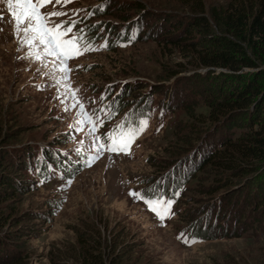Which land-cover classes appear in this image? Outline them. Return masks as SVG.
I'll use <instances>...</instances> for the list:
<instances>
[{
  "label": "rangeland",
  "instance_id": "1",
  "mask_svg": "<svg viewBox=\"0 0 264 264\" xmlns=\"http://www.w3.org/2000/svg\"><path fill=\"white\" fill-rule=\"evenodd\" d=\"M238 1L201 0L203 15ZM194 6L186 0H76L71 9L83 37L101 25L130 21L140 35L130 45L67 63L65 73L43 45L34 49L40 60L29 55L0 0V173L18 187L8 194L0 187V264H84V249L104 264H264V157L233 173L202 162L210 150L243 135L241 127L259 130L264 78L248 107L208 120L211 103L243 84L236 75L253 69L230 74L227 65L200 64L195 51L169 42L181 34L186 44L199 43L198 52L208 51L201 29L187 26L199 14ZM102 87H120L121 116L146 97L157 110L129 154L97 150L82 96ZM46 155L66 158V172L39 175ZM157 180L181 185L179 194L154 197L174 201L164 220L132 195ZM199 215L205 223L195 221ZM197 223L228 236L192 239L189 228Z\"/></svg>",
  "mask_w": 264,
  "mask_h": 264
},
{
  "label": "trees",
  "instance_id": "2",
  "mask_svg": "<svg viewBox=\"0 0 264 264\" xmlns=\"http://www.w3.org/2000/svg\"><path fill=\"white\" fill-rule=\"evenodd\" d=\"M186 1L194 3L196 5L194 10L199 13L190 17L187 26L191 27L192 23L201 29L200 33L206 36L209 42L208 51L198 52L200 48L196 47L199 46V43L191 41V43L186 44L185 36L182 37L181 34L173 35L170 37L169 42L177 44L182 49L195 51L199 56L200 64L206 66H212L216 63L227 65L230 74L241 71L242 68L253 69L249 74L246 72L242 75H236V78L243 81V84L234 90L230 88V93L227 96L222 94L219 101L215 100L211 103L208 110V120L215 121L220 115L225 114V111L248 107L251 104L250 96L254 95L257 90V82L264 78V0H241L235 4L230 3L226 7H210L206 16L203 15L201 0ZM177 28V26L172 27L171 33ZM212 28H215L217 32H214L215 30ZM188 33H190V30H188ZM244 45L248 47L249 54H247ZM106 49L111 51L114 48L107 43ZM259 66L263 67L260 68ZM112 106L114 108L113 113L123 110L118 97L112 102ZM259 108L260 104L254 105L253 115H259ZM233 123L234 121L230 120L228 127H234ZM258 125L260 128L257 131L244 130V127H241L243 131L240 134L243 135L227 139L223 147L220 146L217 149L210 150L206 153L209 159L205 161L203 159L202 162H209L217 168L232 173L242 167L249 168L250 165L244 163L264 157V116L259 118ZM57 162V165H59V161ZM39 170V175L44 174L46 171L41 167H39ZM13 182L7 174L0 173V187H3L2 194L11 193L18 188L15 187ZM263 203L264 200L261 201V204ZM209 229L198 223L192 224L191 234L202 240L228 236L225 233L226 230L218 234H212ZM84 253L83 260H88L84 264H104L98 254H93L87 249H84ZM15 264L17 263L15 262Z\"/></svg>",
  "mask_w": 264,
  "mask_h": 264
},
{
  "label": "snow or ice",
  "instance_id": "3",
  "mask_svg": "<svg viewBox=\"0 0 264 264\" xmlns=\"http://www.w3.org/2000/svg\"><path fill=\"white\" fill-rule=\"evenodd\" d=\"M7 8L11 13L14 21V33L20 39L21 46L28 45L30 48L29 55H32L36 60H40L41 56L34 51L39 45H43L42 52L46 55H51L60 61L59 70L67 72V61L77 58L87 51H92L90 44L83 43L81 35H75L73 29L78 21H61L55 23L53 17L66 16L63 11L44 12L42 9L48 5H67L72 3V0H6ZM0 20H3V15L0 14ZM82 31V30H81ZM106 46V45H105ZM66 78V77H65ZM59 83V81H57ZM75 97V92L72 93ZM76 104L80 105L83 110V105L77 99ZM76 105H72L75 107ZM111 118V113L108 114ZM85 118L92 123V132H96L98 127H102L104 121L93 118L85 113ZM147 127V120H140L137 126L125 127L122 123L117 126L112 132L108 133L110 143L107 150L111 152H130L132 143ZM99 140V137H96ZM105 145L100 143L98 151L104 149ZM133 196L144 200L149 209L155 213L160 219L164 220L171 216V206L174 203L172 200H164L162 197L146 198L141 193H132Z\"/></svg>",
  "mask_w": 264,
  "mask_h": 264
},
{
  "label": "clouds",
  "instance_id": "4",
  "mask_svg": "<svg viewBox=\"0 0 264 264\" xmlns=\"http://www.w3.org/2000/svg\"><path fill=\"white\" fill-rule=\"evenodd\" d=\"M82 57H84V56H82ZM79 59V58H78ZM62 172H66V170H61ZM206 228V227H205Z\"/></svg>",
  "mask_w": 264,
  "mask_h": 264
}]
</instances>
